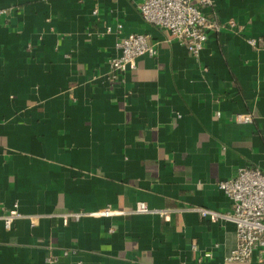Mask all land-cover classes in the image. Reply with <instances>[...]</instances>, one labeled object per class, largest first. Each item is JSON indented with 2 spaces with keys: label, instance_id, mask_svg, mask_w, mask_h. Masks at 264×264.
Returning <instances> with one entry per match:
<instances>
[{
  "label": "crops",
  "instance_id": "crops-1",
  "mask_svg": "<svg viewBox=\"0 0 264 264\" xmlns=\"http://www.w3.org/2000/svg\"><path fill=\"white\" fill-rule=\"evenodd\" d=\"M140 1L0 0V215L23 214L0 219V264H225L236 247L234 222L193 207L229 211L219 181L264 173V0L205 7L220 28L198 56ZM129 33L158 52L111 81ZM138 201L153 211L66 215Z\"/></svg>",
  "mask_w": 264,
  "mask_h": 264
},
{
  "label": "built area",
  "instance_id": "built-area-1",
  "mask_svg": "<svg viewBox=\"0 0 264 264\" xmlns=\"http://www.w3.org/2000/svg\"><path fill=\"white\" fill-rule=\"evenodd\" d=\"M213 2L214 0H141L139 8L147 22L167 31L170 38L185 45L193 55L198 56L207 42L209 31L220 28V24L210 21L204 12L205 7ZM4 13L6 10L0 8V16ZM122 28L123 24L118 23L117 29ZM107 31H112V27L108 26ZM249 42L255 45L257 41L249 38ZM115 47L118 53L109 60L108 77L111 81H118L122 73L135 68L139 56L156 55L158 52L156 46L149 42L146 33L122 35ZM235 119L247 123L253 121V116L250 113H238ZM218 186L232 200L231 210L223 212L203 206L193 208L203 217L226 219L235 223L237 244L225 257V264H247L255 250L260 251L264 261V173L257 167H241L232 177L219 181ZM16 206L14 210L0 215L8 229L16 219L23 216ZM150 211L153 210L145 201H138L131 210L106 206L95 211L66 215L79 219L84 215L121 216ZM156 212L166 216L170 210ZM205 255L210 257L212 253L207 252Z\"/></svg>",
  "mask_w": 264,
  "mask_h": 264
}]
</instances>
